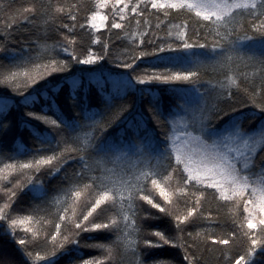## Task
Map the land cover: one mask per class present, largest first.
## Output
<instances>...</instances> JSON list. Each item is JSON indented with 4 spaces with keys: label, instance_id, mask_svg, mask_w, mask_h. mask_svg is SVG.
I'll use <instances>...</instances> for the list:
<instances>
[{
    "label": "trees",
    "instance_id": "obj_1",
    "mask_svg": "<svg viewBox=\"0 0 264 264\" xmlns=\"http://www.w3.org/2000/svg\"><path fill=\"white\" fill-rule=\"evenodd\" d=\"M37 2L44 5L51 3L53 10L62 4L81 5L74 36L80 48L89 45L90 37L99 36L115 53L131 44L125 32L149 31L150 37L158 40L169 38L168 32L172 33L169 39H175L178 30L187 33L189 43L195 45L198 42L206 44L207 47L184 50L182 44L177 41L172 45L176 50L146 56L138 60L131 69L118 66L112 57L93 65L72 63L67 72L54 73L32 85L23 94L14 91L12 87L0 85V97L8 98L0 99V114L6 111L10 120L9 128L0 131V196L14 186L17 182L16 177L19 176L20 181L34 179L17 194L9 215L23 217L41 209V216L34 217L31 224L35 239L42 242L48 235L52 218L49 213L54 215L60 211L61 214H65L63 210L68 209L67 215L71 220L73 212L79 214L81 203L87 198L86 192H82L80 198L68 194L69 181L73 173L79 171L82 166L79 159H69L55 171L42 169L37 173L19 167L21 164L32 162L33 158L51 155L58 151L59 147L62 150L64 145L58 143L61 138L78 137L83 144L90 135L95 134L99 139L90 150L92 162L96 165L91 175L106 177L107 183L115 184L117 187L121 184L135 185L139 181L141 186L147 183L151 189L150 180H146L144 174L158 180L165 174L168 163L165 158L172 146V140L167 141L165 133L169 137H174L184 131H192L189 117L194 113L198 114L199 109L205 106L221 107L219 112L214 113V118L207 129V136L211 138H205L208 144L218 140L219 137L215 136L219 133L237 127L256 137L264 131V111L255 107L250 99L253 88L256 89L259 99L261 81L258 77H253V71L264 62V35L254 33L246 25H240L228 40H221L215 35V26L210 21L197 17L195 11L188 8L168 9L166 10L168 14L165 15V10L157 11L149 6L142 17L129 11L127 13L129 19L121 21L125 24V30L121 31L110 28L114 18L112 15L115 11L114 0H106V6L103 7L102 0H0V44L4 45V50L0 51V67H13V71L23 73L33 66L16 67L30 63L41 52V45L51 46L57 41H62L63 35L67 34L66 30H57L56 26L48 28L41 18H37L34 23H28L22 16L17 15L18 10L31 7ZM124 2L135 4L139 0ZM90 8L107 17L103 23L97 21L100 24L98 29L90 27L92 15L88 10ZM234 12L238 15H247V10L244 9H235ZM13 15H17L16 26L7 30L11 35L6 37L3 26ZM137 20L141 21L142 27H137ZM144 21L148 23L144 25ZM61 23L70 21L58 18L56 25ZM80 24L85 27L81 29ZM157 24L160 25L158 29ZM210 30L212 34H209ZM223 32L224 29L221 28V33ZM245 32L250 39L238 40V37L243 38ZM117 34L120 36L119 39ZM233 41L236 42L234 45ZM136 45L147 51L153 50L152 45H140L139 37L136 39ZM91 47L96 52L101 50L99 45ZM223 48L226 51L220 52ZM53 55H56L57 59L70 60V57L59 48ZM229 56L232 61L228 76L235 83L226 79L224 71L217 65ZM197 59H203L204 63V67L198 70L194 67ZM145 69L189 75V79L170 83L138 84L134 76ZM192 71H196L197 74L192 76L190 74ZM33 74L35 75L34 70ZM225 96H230V99L222 102ZM122 104L126 105L128 110L121 118L103 134L96 132L94 121H99L101 116L108 115ZM29 112L56 119L62 125L63 133L58 136L50 125L29 116ZM154 116L159 117L161 121L158 123ZM181 117H184V120H181ZM164 121H167V124L162 126ZM185 123H189V127L185 128ZM80 125L83 127L79 128ZM194 135H199V132H194ZM114 148L118 150L112 152ZM262 153L264 148L258 151L254 158L255 164L248 170L253 181H257L259 175H264ZM159 169L157 176H152V173ZM21 172L24 173L22 176L19 175ZM168 183L171 187L166 186ZM162 186H165L174 202L171 206L172 211L179 214L181 219L195 199L200 198V193L196 190L206 188V185L190 186L186 189L188 195L185 196L181 195L176 179L162 182ZM206 191L211 193L214 190ZM191 193H195V196ZM156 194L154 200L166 205L163 198L158 196V191ZM249 198V194L245 193L241 199L225 202L219 198L214 200L209 195L204 200L202 209L200 207L197 209L200 218L190 217L181 226L183 230L179 232L176 228L175 215H167L140 201L138 203L142 217L140 228L144 234L161 232L170 239L179 237L180 239L173 240L176 244L189 242L192 244V251L195 252L198 264H223V251L229 250L233 255L236 252L243 254L242 250L247 246V241L242 235L244 231H248L245 221L247 213L243 212V205ZM2 204L3 200H0V207ZM112 211L114 209L111 205L105 204L97 209L93 219L100 222ZM41 218H44L43 223L40 222ZM256 218L264 217L257 214ZM70 227V224L65 227V234H68ZM16 231L20 236L25 235L22 227ZM118 231L117 229L84 231L79 234L78 242L66 244L60 249L59 244L63 238L53 233L57 235V240L49 239L48 247L37 249L30 258L23 246L17 243L18 237L13 234L9 221L0 220V259H7L11 264H84L89 259H111L113 264H135L136 258L140 264H187L184 260L183 247L160 243L155 237L144 238L153 240L159 246H144L141 237L133 232L128 239L134 242L141 241L137 248L136 243L129 245L123 236L117 240ZM255 231L258 233L260 227L258 226ZM233 233L237 238L228 246L211 245L209 235L214 234L211 238L219 239L225 234L231 238ZM116 242L119 244L118 250L113 247ZM95 245H106V249L103 251ZM31 250L33 249H28ZM53 250L55 253L51 255ZM37 254L44 258L37 259ZM251 259L254 264H264V253L257 249V253Z\"/></svg>",
    "mask_w": 264,
    "mask_h": 264
},
{
    "label": "snow or ice",
    "instance_id": "obj_2",
    "mask_svg": "<svg viewBox=\"0 0 264 264\" xmlns=\"http://www.w3.org/2000/svg\"><path fill=\"white\" fill-rule=\"evenodd\" d=\"M106 6V0H102L101 7ZM119 6V7H118ZM149 6L157 11L165 10L167 15L168 9H180L188 8L194 10L197 17H202L204 21H210L215 26V35L221 40H228L232 33L236 32L237 26L246 25L254 33L264 35V0H246V2H234L227 3L226 0H193L191 3H186L185 0H139L138 3L129 4L124 0H114L113 8L115 11L112 13L113 19L110 23L111 29L125 30V24L121 21L129 19L127 13L130 11L136 16H141L147 11ZM81 5L76 4H62L57 6L53 10L51 3L47 5L34 3L31 7H23L18 10L17 15L22 16L28 23H34L37 18L43 19L44 25L48 28L53 26L57 27V30H66L67 34H64L62 41H57L55 44L41 45V52L38 53L35 58L23 66L32 65L33 67L23 73L13 71V67H0L4 69L0 71V85H6L12 87L14 91L23 94L32 85H35L40 80L54 73L67 72L72 63L93 65L97 64L108 57L113 58V62L118 66L125 69H131L137 63L138 60L143 59L146 56H152L157 53H164L166 51L176 50L172 47L173 43L179 41L184 50L191 49H205L206 44L196 43L193 45L188 42L187 33L185 31H177L175 39H169L172 37V33L168 32L169 38L154 39L150 37L149 31L141 32H125L127 39L131 41V44L122 48L121 50L113 53L108 43L103 42L99 36L94 38L90 37V43L84 48L79 47V42L74 38L76 34V27L78 24V10ZM235 9L247 10V15L237 14ZM92 12L90 17V27L92 29H98L100 24L97 21L103 23L107 17L100 15L94 9H88ZM17 15H13L9 18L8 22L4 24L3 30L6 37H10L11 32L7 31L16 26ZM251 18L250 20L248 18ZM67 19L70 23H61L56 25V20ZM130 22V20H129ZM148 22L144 21V25ZM137 27H142L140 20L136 21ZM79 27L83 29L85 26L80 24ZM159 24L156 25L158 29ZM221 28L224 29L223 34ZM212 34L211 30L210 33ZM155 34L153 33L152 36ZM139 37L140 45H152L153 50L147 51L136 45V39ZM120 36L117 34V39ZM239 39L248 40L250 37L245 32L243 38ZM233 45L236 43L232 42ZM91 45H99L100 52H96L92 49ZM59 48L62 52L66 53L70 60L57 59L56 49ZM4 50V45L0 44V51ZM226 51L225 48L220 52ZM197 57V56H194ZM200 57V56H198ZM232 58L225 57L217 65L224 71L226 79H229L231 83H235L231 77L228 76V72L231 71L230 62ZM194 67L198 70L204 67L203 59H197L194 63ZM35 71V75L33 74ZM195 76L196 71L190 73ZM247 74L245 73V76ZM21 77L23 79H21ZM253 77H258L261 81V88L259 92V99H257L256 89H252L250 99L255 107L264 111V62L258 69L253 71ZM135 81L138 84H149L152 82L170 83L179 80H188L189 75H181L179 73L173 74L169 71H155L151 69H145L137 72L134 76ZM0 99L7 100V97H0ZM230 96H225L222 102L229 100ZM128 110V107L124 104L113 109L108 115L101 116L99 121H94L96 132L103 134L107 129L111 128L116 121ZM221 107L219 105L215 107L205 106L198 110V114H192L189 117L190 126L192 131H184L180 135L169 137L165 133V139L172 140L171 151L165 158L167 160V166L165 167V174L160 176V180L145 175L146 180H150L152 188L148 187L147 183L142 186L138 181L135 185L121 184L118 187L115 184H109L106 182V177L93 176L91 173L95 170L96 165L92 162L91 149L94 148L96 141L99 139L95 134L90 135L83 144L80 143L78 137L73 138L71 136L64 137L58 140L59 145L63 144L64 147L61 150L54 152L51 155L40 156L33 158L30 163L21 164L19 167L24 170L34 171L40 173L44 170H59L61 165L69 161V159L75 158L82 161V166L79 171L73 173L68 187V194L74 198H80L82 192L87 193V198L81 203V210L79 214L73 212V219L69 220L67 211L64 209L65 214H61L57 211L51 216L50 224L51 229L48 235L41 242L35 239V233L32 232L31 224L34 217L41 216V209L35 210L33 213L25 215L23 217H14L9 215L13 202L16 199L17 194L25 187L34 181L32 178H28L24 181L19 180V176L16 177L17 182L11 189L4 191L3 196H0V200H3L2 207H0V220L7 219L10 223V227L13 234L17 235V243L23 246L26 254L32 258L34 252L41 248H47L49 245V239L51 241L57 240V235L62 236L63 240L59 244V249L63 248L66 244L76 243L77 238L81 232L84 231H96L101 229H117L118 239L121 236L127 241L129 245L136 243V247L140 246L142 241L144 246H159L155 244L151 239H145L144 237H155L157 241L163 244H170L173 247H183L184 260L187 264H198L195 257V252L192 251V244L185 241L183 244L173 243L174 239H180L179 237L167 238L161 232H152L144 234L140 228L141 215L138 209V203L140 201L145 202L152 208L157 209L167 215H175L177 232L182 231V225L190 217L193 219H199L200 213L197 211L198 207L202 209L204 200L211 195L212 199L219 198L225 202L235 201L244 197L245 193L249 194V199L244 202L243 212L247 213L245 218L248 231L243 232V237L247 241V246L243 248L242 253L236 252L234 255L229 250L222 252L223 264H254L252 257L257 253V249L261 253H264V218L257 219V213L261 217H264V175H259L257 181L252 180V175L248 174V170L255 164V157L262 148H264V131L260 132L259 137L248 135L247 131L239 130V127L225 130L215 137H219L218 140H214L211 144H208L205 140L207 136V129L210 127V121L214 118V113L219 112ZM29 116L42 121L45 125H50L51 129L57 133L58 136L63 133L62 125L57 122L56 119L48 116L37 114L33 112L28 113ZM154 119L159 123L161 120L159 117ZM184 120V117H181ZM167 121H164L165 126ZM10 120L8 119V113L5 111L0 114V131H5L9 128ZM83 126L80 125L79 128ZM189 127V123H185V128ZM194 132H199V135H194ZM226 134V135H225ZM211 139V138H208ZM195 145V147H194ZM118 148L112 150L116 151ZM83 153V154H81ZM173 155L174 164L173 167ZM194 156H199V159H193ZM261 158L264 159V153L261 154ZM182 166V168H181ZM5 167H12L11 165H5ZM157 170L152 173V176H157ZM21 172L19 175H23ZM38 177H36L37 179ZM219 178V179H218ZM173 179L177 180V187L180 190L181 195L187 196L186 189L190 186L206 185L205 189H197L200 193V198H196L191 208L187 209L186 214L181 219L180 215L172 211L171 206L173 200L169 196V192L165 190V186H162V182H170ZM90 181V182H89ZM259 185V186H257ZM167 187H171L168 183ZM7 187L6 185L4 186ZM212 189L211 193L206 190ZM162 197L166 202V205H162L158 201L154 200V196ZM175 194V193H174ZM195 196V193H191ZM6 197V199H5ZM67 203V202H66ZM105 204H110L114 211L106 215L103 220L96 222L93 219L94 213L97 209ZM40 222H44V218L40 219ZM28 227H24V225ZM71 227L68 229V234H65V227L68 225ZM260 227V231L257 233L255 229ZM23 228L24 236H20L16 231L17 228ZM244 224H241V228ZM131 231H127V229ZM137 233L141 237V241H131L128 238L132 236V233ZM56 233V234H53ZM191 235V234H190ZM209 235L211 245H225L235 241L236 234L233 233L229 238L227 234L219 239H212ZM194 243V241H193ZM100 247L103 251L106 249V245H95ZM113 247L119 249V244L116 242ZM32 248L33 250L28 251ZM111 251V249H108ZM134 251H132L133 253ZM55 253V250L51 252V255ZM133 256V255H132ZM136 258L135 256H133ZM37 259L41 260V257L37 254ZM0 264H11L7 259H0ZM84 264H113L111 259H89ZM135 264H140L138 258L135 259Z\"/></svg>",
    "mask_w": 264,
    "mask_h": 264
},
{
    "label": "rangeland",
    "instance_id": "obj_3",
    "mask_svg": "<svg viewBox=\"0 0 264 264\" xmlns=\"http://www.w3.org/2000/svg\"><path fill=\"white\" fill-rule=\"evenodd\" d=\"M185 2L186 3H191V2H193V0H185ZM217 2H221V0H217ZM226 2L231 4V3H234V2H246V0H226ZM217 139H219V138H217ZM194 147H195V145H194ZM193 159H199V156H194ZM257 214H259V213H257Z\"/></svg>",
    "mask_w": 264,
    "mask_h": 264
}]
</instances>
